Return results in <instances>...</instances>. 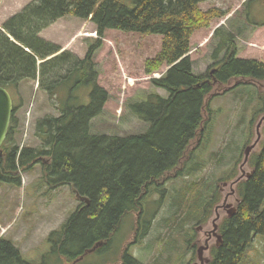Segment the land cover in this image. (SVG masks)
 I'll list each match as a JSON object with an SVG mask.
<instances>
[{
  "label": "trees",
  "instance_id": "1",
  "mask_svg": "<svg viewBox=\"0 0 264 264\" xmlns=\"http://www.w3.org/2000/svg\"><path fill=\"white\" fill-rule=\"evenodd\" d=\"M206 1L33 0L0 27V86L14 98V91L23 83L37 82L59 113L36 120L34 135L40 146L21 148L17 142L18 106L14 104L0 154V183L21 188L22 174L40 164L41 180L49 191L70 187L84 199L61 228L47 237L51 255L68 258L72 264L102 244L99 249L108 250L125 219L144 209L146 198L158 195L159 205L166 198L169 181L199 169L196 153L211 124L212 100L251 82H264V61L239 59L236 42L240 32L222 27L214 35L219 38L216 64L204 74L194 72L190 56L194 33L230 13L219 8L203 11L200 6ZM67 16L91 20L97 28L99 38L83 59L41 37ZM108 30L163 37L161 51L147 60L145 70L154 75L167 69L161 78H152L151 84L168 96L148 92L127 106L132 116L147 126L144 132L111 135L93 131L94 120L104 114L110 101L109 92L99 85L96 62ZM232 80L237 84L228 87ZM217 87L226 88L220 94ZM262 103L257 109L261 113L256 112L254 119L264 115ZM250 166L254 171L251 179L237 187L241 200L237 214L219 224L222 244L211 248L209 264H240L254 237L264 236V139ZM235 177L231 174L226 180ZM207 188L195 183L183 189L185 193L177 202L179 208L192 211L187 222L194 220V215L200 226L209 221L219 202L213 188ZM143 220L146 228L140 238L149 235L152 225L146 214ZM191 231L190 237L184 238L194 255L198 230ZM121 261L143 264L128 248ZM0 264L33 263L24 259L11 240L0 237Z\"/></svg>",
  "mask_w": 264,
  "mask_h": 264
},
{
  "label": "rangeland",
  "instance_id": "2",
  "mask_svg": "<svg viewBox=\"0 0 264 264\" xmlns=\"http://www.w3.org/2000/svg\"><path fill=\"white\" fill-rule=\"evenodd\" d=\"M32 1L0 0V27ZM127 4L131 6V3ZM200 8L203 11L219 8L230 13L221 20L213 21L210 27L194 33L190 56L196 74H204L216 64L215 50L219 38L214 35L221 27L232 30L235 34L240 32L236 42L239 59L264 61V0H207ZM96 29L91 20L67 16L47 29L44 39L83 59L89 47L99 38ZM102 42L103 46L96 56L100 72L99 85L109 92L110 101L104 114L94 120L93 131L111 135L144 132L147 126L134 118L127 106L132 100L143 99L148 92L168 96L167 92L156 89L151 84L152 78L162 77L167 69L163 68L154 75H148L145 70L147 60L161 51L163 37L108 30ZM223 55L222 53L220 57ZM251 83L252 85L238 87L212 100L211 124L196 153L199 169L190 176L169 181L166 198L159 205L158 195L146 198L144 209L125 219L108 250L101 251L99 248L103 247L102 244L76 264H121L122 253L127 248L143 264L199 263L197 251L205 245L209 233L214 229L216 207L212 209L209 221L200 226L195 215L194 220L187 222L192 211L183 206L184 209L180 207V212L177 201L183 197V189L196 183L205 188L212 187L213 194H217L216 203L219 202L218 205L222 207L225 196L231 192L230 185L224 188L223 180L227 181L232 174V178L236 176L233 182L242 175V169L247 173L252 171L250 160L244 165L245 149L257 141V127L264 118L263 115L254 119L256 112L261 113L257 109L264 102V82ZM235 84L236 81L232 80L228 87H234ZM225 88H218L216 93L222 94ZM80 95L83 98L86 96L82 91ZM14 102L18 106V145L21 148L40 146L41 142L34 135L36 120L49 114L58 116L59 113L52 107L47 95L38 89L37 82L23 83L19 91H14ZM253 120L255 123H252ZM259 133L260 141L250 159L261 150L264 121ZM42 176L43 167L39 164L22 174L21 188L0 183V237L11 240L20 249L24 259L33 264H70L68 258L59 259L50 254L51 246L47 237L61 228L75 212L81 199L70 187L49 191L41 180ZM232 189L235 191L234 187ZM236 197L232 196L229 200L232 208L237 206ZM140 212H146V221H151L152 225L149 235L137 241L135 231ZM227 212L224 207L219 211L223 219ZM190 230L191 233L198 230L194 255L188 250L187 239L184 238ZM189 237L188 235L187 238ZM214 245H217L216 238L210 240V249ZM209 255L208 252L205 253L208 259ZM240 264H264V236L254 237Z\"/></svg>",
  "mask_w": 264,
  "mask_h": 264
},
{
  "label": "water",
  "instance_id": "3",
  "mask_svg": "<svg viewBox=\"0 0 264 264\" xmlns=\"http://www.w3.org/2000/svg\"><path fill=\"white\" fill-rule=\"evenodd\" d=\"M13 111H14V99H13L11 93L7 89H5L4 87L0 86V154L2 153V147H3L5 141L8 137V134H9V130H10L11 122H12ZM263 121H264V118L260 121V123L258 124V127H257V129H258L257 141L245 149L244 165H246L248 163L250 156H251V153L254 151L258 142L260 141L261 135L259 133V129L261 128ZM249 177H251V174L248 175V178ZM242 178L243 177L238 179L237 182H234L233 186L236 183H238ZM234 193H235V191L233 190L232 194H234ZM78 198L81 200H84L80 196H78ZM88 203H89V201H88ZM219 209H223V207L220 206L216 209V218L213 220L214 229L211 233H209V238L206 241L205 245L201 246L198 249L197 253H198L199 263H196V264H209L211 262V259L210 258L208 259L205 256V253L208 252L210 249V240L212 238H216L217 246H220L222 244V236L218 234L219 225L217 224L221 219V216L218 213ZM236 214H237V208L236 207L232 208L231 210L228 211L229 217H234ZM81 260H83V258L78 259L77 261H75L72 264H76L77 262H79Z\"/></svg>",
  "mask_w": 264,
  "mask_h": 264
},
{
  "label": "flooded vegetation",
  "instance_id": "4",
  "mask_svg": "<svg viewBox=\"0 0 264 264\" xmlns=\"http://www.w3.org/2000/svg\"><path fill=\"white\" fill-rule=\"evenodd\" d=\"M250 160V159H249ZM248 163H249V161H248ZM242 175L240 176V177H238L235 181H233L232 182V180H230V181H224L223 183V185H224V188H226V187H228L229 185H230V187H231V192L228 194V195H226L225 196V199H224V201H223V204H222V207H225V209L226 210H231L232 209V204L231 203H229V200H230V198L232 197V196H237L235 199H236V201H237V204L236 205H238L240 202H241V200L239 199V197H238V194H237V187L241 184V183H243V182H246V181H248V180H250L251 179V177H252V175H253V170L251 171V172H249V173H247L245 170H243L242 169ZM249 174H251V177H249L248 178V175ZM241 177H243L238 183H236L234 186H233V183L234 182H237V180L238 179H240ZM235 188V194H233L232 195V188ZM224 188H223V191H224ZM219 204V203H218ZM216 205L215 207V215H216V209L218 208V207H220L221 205ZM236 208H237V206H236ZM219 211H220V209H219ZM219 211H218V213H219ZM142 214V215H141ZM220 214V213H219ZM221 215V214H220ZM143 213L142 212H140L139 213V216H138V221H137V229H136V231H135V238L137 237V241L139 240V238H140V236L142 235V232H143V230L146 228V224H144V222H145V220H143ZM225 217V216H224ZM226 217H229L228 216V212H227V215H226ZM223 220V217H222V215H221V219H220V221H222ZM139 223H140V226H138L139 225ZM221 223V222H220ZM137 243V242H136ZM205 243H206V241H205ZM211 250V249H210ZM209 250V251H210ZM208 251V253H210ZM83 259H84V257H83Z\"/></svg>",
  "mask_w": 264,
  "mask_h": 264
},
{
  "label": "crops",
  "instance_id": "5",
  "mask_svg": "<svg viewBox=\"0 0 264 264\" xmlns=\"http://www.w3.org/2000/svg\"><path fill=\"white\" fill-rule=\"evenodd\" d=\"M28 4H29V3H28ZM28 4H25L21 10H23ZM58 22H59V21H58ZM45 31H47V30H45ZM45 31H43L42 34H41V36H42L43 38H46V36H44V35H45Z\"/></svg>",
  "mask_w": 264,
  "mask_h": 264
},
{
  "label": "bare ground",
  "instance_id": "6",
  "mask_svg": "<svg viewBox=\"0 0 264 264\" xmlns=\"http://www.w3.org/2000/svg\"><path fill=\"white\" fill-rule=\"evenodd\" d=\"M254 172V171H253ZM98 247V246H97Z\"/></svg>",
  "mask_w": 264,
  "mask_h": 264
}]
</instances>
